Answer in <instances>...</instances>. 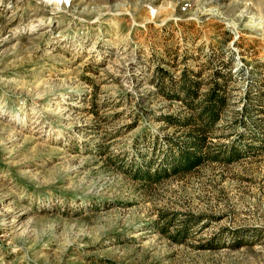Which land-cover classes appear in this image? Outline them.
I'll use <instances>...</instances> for the list:
<instances>
[{"label":"rangeland","instance_id":"374dc122","mask_svg":"<svg viewBox=\"0 0 264 264\" xmlns=\"http://www.w3.org/2000/svg\"><path fill=\"white\" fill-rule=\"evenodd\" d=\"M183 1L0 0V264H264V0ZM157 66L229 100L221 158L147 182L188 114Z\"/></svg>","mask_w":264,"mask_h":264},{"label":"trees","instance_id":"16d2710c","mask_svg":"<svg viewBox=\"0 0 264 264\" xmlns=\"http://www.w3.org/2000/svg\"><path fill=\"white\" fill-rule=\"evenodd\" d=\"M157 71L163 78H170L171 84L164 85L162 81L157 83L156 92L168 100H180L188 114L183 116L178 114L161 115L166 126L184 130L182 135L185 136V139L183 145H176L172 141L173 138L167 137L171 148L178 149L172 155V162L167 169L158 168L154 171L138 169L133 175L135 179L147 182H158L169 175L186 174L194 171L207 160H219L220 155L211 154L209 149L213 143L214 127L222 119L229 100L227 74L220 69L210 75L208 87L203 92L201 91L202 70L184 69L178 81H175L167 69L157 66ZM228 75H232L231 71ZM92 104V111H94V107H96L94 100ZM239 156V152L234 150L226 155V160L234 161ZM198 220L199 218L195 219L196 222ZM186 232L187 226L185 225L175 240L181 242Z\"/></svg>","mask_w":264,"mask_h":264},{"label":"built area","instance_id":"2783aa9c","mask_svg":"<svg viewBox=\"0 0 264 264\" xmlns=\"http://www.w3.org/2000/svg\"><path fill=\"white\" fill-rule=\"evenodd\" d=\"M191 5H192V3L190 1H187V0L183 1L181 3V9H182V11L184 13H187V10L191 7Z\"/></svg>","mask_w":264,"mask_h":264}]
</instances>
